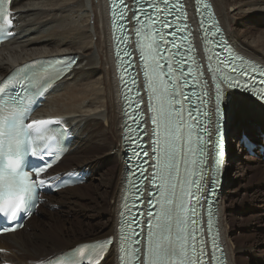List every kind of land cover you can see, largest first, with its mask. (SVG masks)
Wrapping results in <instances>:
<instances>
[{
	"label": "bare ground",
	"instance_id": "6f19581e",
	"mask_svg": "<svg viewBox=\"0 0 264 264\" xmlns=\"http://www.w3.org/2000/svg\"><path fill=\"white\" fill-rule=\"evenodd\" d=\"M183 1L182 4L185 5L187 1ZM188 1L193 9V1ZM212 2L217 17L233 45L247 57L264 65V29L262 28L264 27V0H212ZM12 8L18 15L20 34L16 41L0 50V78L12 67L33 58L58 54L78 56L79 60L75 68L53 92L61 90L59 92L61 95H53L54 97L49 98L44 107L51 105L52 102L57 104L62 102L64 110L47 116L58 117L69 128L75 137L72 144L75 153L103 150L110 145L109 150L98 156L90 158L88 156L79 161L77 163L80 165L79 168L83 167L96 172L98 171L96 167L109 161V157L117 158L116 170H105L100 177H95L97 184L93 185L95 191L91 199L86 200L83 194H76L77 199L73 197L74 201L59 198L55 202L65 203L69 211H74L77 204L81 207L83 214L96 219L97 226L92 231L94 236H98L96 240L115 235L123 209L126 171L124 155L120 149V143L124 137V118L111 51L107 0H12ZM225 109L229 126L240 118H245L237 128L238 138L243 132H248L253 137L264 135L262 105L242 95L227 93ZM231 133H234L232 128L227 135L230 141ZM113 140L119 144H114ZM102 158L105 159L102 160ZM226 158L219 185L218 222L222 242L228 255V264H238L241 258L238 252L253 256V249L247 248L241 251L230 235L229 224L232 215L229 210L233 200L228 185H225L224 174L226 176L231 167H239L243 172H251L253 168L259 170L258 173L264 177V166L261 164L260 157H248L245 163L240 165V158L235 156L232 148L229 149ZM62 171L68 170L61 169L56 172ZM82 187L84 185L65 189L57 194L60 196L68 192L75 194ZM256 194L258 195H253L255 199H252L254 210L260 215L257 216L258 219L262 220L264 219V188ZM32 220L34 216L27 220L20 231L0 238V248L7 249L12 255L11 259L9 256H3L4 262H14L13 257H15L21 263L34 264L46 259L50 254L56 255L72 248L79 241L78 234L72 229L55 227L53 216L49 219L53 224L46 223V228L40 227L37 231L29 233V236L23 235L26 225ZM40 240L45 241L43 246L36 243ZM100 264H117L115 245L111 247Z\"/></svg>",
	"mask_w": 264,
	"mask_h": 264
},
{
	"label": "snow or ice",
	"instance_id": "6c2138e0",
	"mask_svg": "<svg viewBox=\"0 0 264 264\" xmlns=\"http://www.w3.org/2000/svg\"><path fill=\"white\" fill-rule=\"evenodd\" d=\"M124 8H127V4L124 3V0H116ZM171 0H146L150 6L144 9H136L133 7L129 9L131 11V16H125L123 12L120 13L121 17L127 21L128 24L133 26L140 23L141 16L149 15L150 13H155V16H150L149 18L153 20V25H163V29L156 28V36L160 39L156 42V55L152 56V62L147 65V70L144 71L145 79L147 80L149 71L152 72L154 76L162 75L165 77L169 84L171 82V71L170 65L168 64V57L164 53L171 51L173 62H175V57L179 54V46L175 42V36L180 31L178 28L173 27L169 22L168 18L164 16V12H171L172 9H169L168 5ZM139 0H134V4H138ZM158 3L164 5L163 9L158 7ZM5 21L8 20L7 16L4 17ZM119 23V22H117ZM126 27V26H125ZM169 30L166 35H161L163 30ZM134 30L139 36V29L134 27ZM172 38L169 39L168 37ZM171 45V48L168 46ZM130 55V54H129ZM157 56L159 59H157ZM141 61L143 62L145 57L143 52L140 56ZM211 59V58H210ZM63 63L54 61L53 63L58 66L55 68V79L60 80L65 78L69 74L74 65L77 64L75 57L61 58ZM224 61H219L217 67L220 68L223 65ZM230 63V62H229ZM47 69H42V72L47 73ZM209 71H213L209 68ZM249 74L246 73L243 69L239 71L232 66V71L227 75H213L211 85L209 86L206 96L208 97V102L212 103L213 111L212 114L215 117V127L210 121L208 125H200L203 128V131L209 132L207 137L208 141H212L213 135L219 136L220 132V123L224 119V95L229 89H240L248 91L250 87L255 88L256 77L253 75V83L251 86L248 84ZM242 77H245L242 79ZM30 79H35L34 77ZM135 81L133 80V83ZM186 86L191 87L187 84V80L183 82ZM259 83L261 86H264V75L259 78ZM50 86L49 81L45 80L42 87ZM166 93H170V96L162 95L160 97V105L157 108H151L155 114L150 117L154 128L151 131V139H153V150L152 153H149L147 147L145 146L144 140L141 137L140 144L138 147L141 149V155L145 158L151 159L152 156H155L156 162L152 163L150 166L152 168V173L148 177L152 187L156 189L155 193L149 191L147 204L149 206V216L148 220V246L145 249L144 259L141 260L140 251V236L143 235V232L139 230L140 217L139 212L133 215L131 220V225L133 226V232L131 233V239L135 242V250L133 256L135 257V264H200V258L204 255L203 250L201 249L195 260L189 254L187 241L189 237L187 235H182L180 231H176L168 241V244L162 248H154L152 246L153 236L155 235L152 231V228L155 227L161 231L172 232L173 226L179 229L180 224L182 223L180 212L183 210V196L185 194L184 183L185 177H181L180 169L181 164L184 162V152L185 146L190 145V133L189 138L186 140L182 131H180L185 123L182 116L177 118L173 114L181 113L183 105L181 104L180 99L176 93L175 85L165 89ZM252 94V93H251ZM179 96L183 97L184 103L188 104L189 113L191 117L193 111H195V106L190 103L191 96H185L183 93H180ZM198 100L203 101V98L197 97ZM259 98L264 100V94H259ZM170 101H175V106H172ZM59 120H45V119H35L28 121L26 124L23 119V109L17 107L13 112L11 119L6 122V126L3 129H0V138L7 137L8 150L5 151L4 141L0 139V213L8 214L11 213L13 216L17 212H23L26 214L28 210L25 208L26 196L29 190L33 187L43 188L46 186V181L43 178L38 180V184L35 181V177L40 176L41 173L45 172L51 166V159L47 157H40L41 159H48V163L44 164L40 169L34 170L35 176L32 181H29L28 173L25 171L23 173H18L17 168L21 161V155L24 151V146L29 142V137L31 132L37 131L47 125H59ZM127 127V125H125ZM212 129V131H209ZM67 131L68 129H64ZM159 130V131H158ZM144 135H147L146 130H140ZM177 140L181 141L180 147L177 148ZM197 140L200 142V160L203 161L204 156V137L202 133L197 134ZM215 147L218 151L219 144L218 141L215 143ZM32 155L36 156V151H32ZM145 160H141V163H145ZM206 167V162L201 164V168ZM133 175L144 176V170L138 169L137 172ZM195 183V182H194ZM49 188L51 185H47ZM179 186V190H178ZM199 189V186H198ZM197 189V190H198ZM156 195L160 199L157 200L156 204H153L152 197ZM189 195L195 197V193H189ZM198 202V197H196ZM23 206V207H22ZM157 206H159L160 211H152ZM194 211V209H193ZM161 218L166 221V223L161 224L157 218ZM153 220H157V223L153 225ZM195 221L193 220V223ZM16 226L14 222L10 221L9 226L6 228H0V232H9L15 231ZM192 238L195 239V232L192 233ZM106 247L109 249L113 247L117 241H113L109 237L105 242ZM0 251H3L0 249ZM192 252H197L196 248L193 246L191 249ZM99 264V261H97Z\"/></svg>",
	"mask_w": 264,
	"mask_h": 264
},
{
	"label": "rangeland",
	"instance_id": "374dc122",
	"mask_svg": "<svg viewBox=\"0 0 264 264\" xmlns=\"http://www.w3.org/2000/svg\"><path fill=\"white\" fill-rule=\"evenodd\" d=\"M247 25H249V23H247ZM262 28L264 29V27ZM262 28L261 30H263ZM59 95H61V93L57 94V96ZM59 100H60V97H59ZM49 105L50 104H48V106L44 108V110L42 111L43 114L51 115L56 111L64 110V106L62 102H60L59 104L52 102V104L50 106ZM243 120H245V118L242 117L240 118V120L234 122V124L230 126V128L234 130V133L233 134L231 133L232 134L231 141L234 146L232 145L231 148L233 149L235 156L240 158V162H239L240 165H242L241 163H245L248 157L250 158L257 157V156L248 155L246 150L243 147L241 148V146L238 143L236 144L234 143V140L238 138L237 137L238 135H236L237 128L239 127L240 122ZM254 138L260 143H263L261 139L264 138V135L261 134ZM112 142H114V144H117V145L119 144V142H116V140H113ZM109 146H107L106 149H103V150L95 149L91 151H85L82 153L81 151H79L78 153L73 152L72 154H69L63 160V164L56 171H60L61 169L70 170V168L79 169L80 165H77L79 161L83 160L84 158L88 156H89L88 158L94 157L96 155L98 156L102 152L109 150L110 149ZM79 153H81V155ZM101 157H104V156H101ZM104 159L105 158H102V160ZM108 159L109 161L103 162L102 164L96 167L98 171L93 172L94 174L89 179V181L84 185V187L79 188V191L76 192L75 194H72V192H68V194L66 195L64 194L65 196L64 195L60 196L58 194L54 197L53 196L50 197L51 199L49 198L47 202L50 205L57 204L58 208L50 210L48 207L47 208L41 207L40 210H38L39 211L38 216H34V220H32L29 224L26 225V230L23 231V235L29 236L28 235L29 233H32L35 230L37 231V229L40 227L44 228L45 226L46 228L47 227L46 223H51V224L54 223V225H56L55 227H58V228L62 227V228H67V229L69 228V229H72V231H74L75 233H77L79 237V241L75 244H78L81 242L82 243L89 242V241L98 239V236H94L92 234L93 233L92 231L97 226L95 223L96 219H92L89 216L87 217L85 214H83L81 207L78 206L77 204L75 205L74 211H69L65 203L60 202L58 204L55 201L59 200V198L65 199V200H67L68 198L74 201V199H77L76 194H83V197L86 200L91 199V197L94 196V191H95L93 185L97 184V179H95V177L97 178L100 177L101 174L105 170L114 171L117 168L116 156L109 157ZM261 164L264 166L262 162ZM246 165L249 166L248 163H246ZM258 172L259 170H256L253 168H251V172L249 171L243 172L239 167H231L229 171L227 172L226 176L224 174L225 181H226L225 185L226 186L228 185L227 187L229 188L230 195L232 194L231 197H232L233 204H234V205L232 204V207H231L232 209L230 208L229 210L230 215H232L231 221L229 224V230L231 233L230 235L233 238V241L236 244L237 248H239L241 251H244L247 248L253 249V256L242 255L240 252H238L239 253L238 255L241 256V258L238 260V264H242V263L244 264H264V224H263L264 219L263 218L262 220L258 219L260 215L258 212H256V210H254V200L252 201L254 196L258 195L256 193L259 190H262L264 188V185L262 184L264 183V177H262ZM261 184L263 186H261ZM106 203H108L107 198H106ZM245 206H246V209H245ZM50 216H53L55 219L53 220L54 221L53 223L51 222L52 220H49ZM36 243H38L40 246H43V244H45V241L40 240V241H36ZM235 253H237V251ZM54 255L55 254H52V255L50 254L48 255V257L54 256ZM8 256L11 259L12 255H8ZM13 258H14L15 263L24 264V263H21V261L17 260L15 257Z\"/></svg>",
	"mask_w": 264,
	"mask_h": 264
},
{
	"label": "water",
	"instance_id": "95a60500",
	"mask_svg": "<svg viewBox=\"0 0 264 264\" xmlns=\"http://www.w3.org/2000/svg\"><path fill=\"white\" fill-rule=\"evenodd\" d=\"M146 2V1H145ZM116 4H119L118 2ZM138 125V124H137Z\"/></svg>",
	"mask_w": 264,
	"mask_h": 264
}]
</instances>
